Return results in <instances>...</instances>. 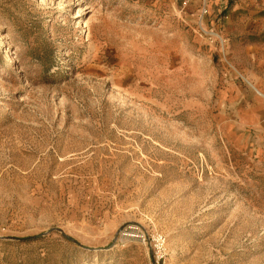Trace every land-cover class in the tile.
Wrapping results in <instances>:
<instances>
[{"label":"rangeland","instance_id":"1","mask_svg":"<svg viewBox=\"0 0 264 264\" xmlns=\"http://www.w3.org/2000/svg\"><path fill=\"white\" fill-rule=\"evenodd\" d=\"M215 2L0 0V264H264Z\"/></svg>","mask_w":264,"mask_h":264},{"label":"crops","instance_id":"2","mask_svg":"<svg viewBox=\"0 0 264 264\" xmlns=\"http://www.w3.org/2000/svg\"><path fill=\"white\" fill-rule=\"evenodd\" d=\"M225 116L238 142H264V0H216Z\"/></svg>","mask_w":264,"mask_h":264},{"label":"built area","instance_id":"3","mask_svg":"<svg viewBox=\"0 0 264 264\" xmlns=\"http://www.w3.org/2000/svg\"><path fill=\"white\" fill-rule=\"evenodd\" d=\"M120 237L126 241H142L146 245L148 244L155 264L163 262L166 256L165 239L159 233L147 234L136 226H127L123 228Z\"/></svg>","mask_w":264,"mask_h":264}]
</instances>
